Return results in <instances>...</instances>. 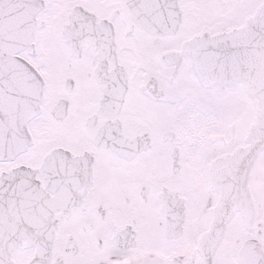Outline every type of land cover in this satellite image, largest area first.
<instances>
[{"label":"snow or ice","instance_id":"snow-or-ice-1","mask_svg":"<svg viewBox=\"0 0 264 264\" xmlns=\"http://www.w3.org/2000/svg\"><path fill=\"white\" fill-rule=\"evenodd\" d=\"M0 264H264V0H0Z\"/></svg>","mask_w":264,"mask_h":264}]
</instances>
